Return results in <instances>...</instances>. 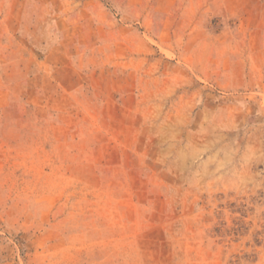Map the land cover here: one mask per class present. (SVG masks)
<instances>
[{"label":"rangeland","instance_id":"374dc122","mask_svg":"<svg viewBox=\"0 0 264 264\" xmlns=\"http://www.w3.org/2000/svg\"><path fill=\"white\" fill-rule=\"evenodd\" d=\"M0 264H264V0H0Z\"/></svg>","mask_w":264,"mask_h":264}]
</instances>
